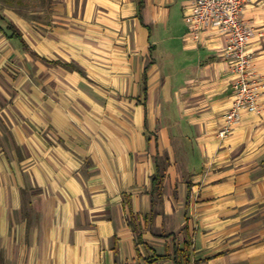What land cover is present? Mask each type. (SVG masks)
Returning <instances> with one entry per match:
<instances>
[{
  "label": "crops",
  "instance_id": "crops-1",
  "mask_svg": "<svg viewBox=\"0 0 264 264\" xmlns=\"http://www.w3.org/2000/svg\"><path fill=\"white\" fill-rule=\"evenodd\" d=\"M185 5L52 0L38 26L7 16L0 264H180L184 250L264 264V0L242 13L259 112L230 128L236 77L220 40L187 35Z\"/></svg>",
  "mask_w": 264,
  "mask_h": 264
},
{
  "label": "built area",
  "instance_id": "built-area-1",
  "mask_svg": "<svg viewBox=\"0 0 264 264\" xmlns=\"http://www.w3.org/2000/svg\"><path fill=\"white\" fill-rule=\"evenodd\" d=\"M257 0H186L183 22L192 39L205 35L222 43L220 53L236 79L232 84L231 106L226 115L228 128L242 112H259L260 85L251 72L247 48L253 29L242 18L244 8ZM228 129L219 133L223 137Z\"/></svg>",
  "mask_w": 264,
  "mask_h": 264
},
{
  "label": "rangeland",
  "instance_id": "rangeland-1",
  "mask_svg": "<svg viewBox=\"0 0 264 264\" xmlns=\"http://www.w3.org/2000/svg\"><path fill=\"white\" fill-rule=\"evenodd\" d=\"M52 0H0V30L10 23L8 17L20 18L24 21L34 22L36 26L40 19L48 14ZM13 25V24H12ZM15 34L18 30L13 25Z\"/></svg>",
  "mask_w": 264,
  "mask_h": 264
},
{
  "label": "trees",
  "instance_id": "trees-1",
  "mask_svg": "<svg viewBox=\"0 0 264 264\" xmlns=\"http://www.w3.org/2000/svg\"><path fill=\"white\" fill-rule=\"evenodd\" d=\"M138 7L141 8V1H139V6ZM7 28L9 30H12L15 33L14 27H13L12 24L7 23ZM157 181H158V183H156ZM160 181H161L160 179H158V180L157 179H154V184L153 185H154V189L155 190L160 191V188H161V182ZM138 241L140 242L139 239H138ZM179 255H180V262H179L180 264H188L189 263V257H188V254H187V251L186 250L181 251L179 253Z\"/></svg>",
  "mask_w": 264,
  "mask_h": 264
}]
</instances>
